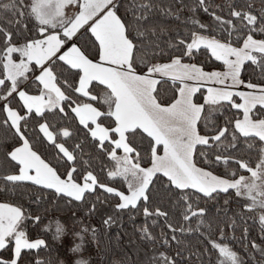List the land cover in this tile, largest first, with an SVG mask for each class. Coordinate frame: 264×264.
Wrapping results in <instances>:
<instances>
[{
  "label": "snow or ice",
  "instance_id": "snow-or-ice-1",
  "mask_svg": "<svg viewBox=\"0 0 264 264\" xmlns=\"http://www.w3.org/2000/svg\"><path fill=\"white\" fill-rule=\"evenodd\" d=\"M185 10L191 15L182 18ZM199 11L213 22L203 23ZM157 15L186 25L183 34L177 31L173 39L168 27L155 19ZM257 37H264V0H225L223 6L214 5L213 0L188 4L184 0H0V129L21 142L7 152L8 160L14 162L8 171L0 163V185L14 191L30 183L76 202L102 189L109 194L105 199L118 198L114 212H127L130 221L143 215V223L134 227L151 251L146 264H191L193 258L196 264H213L214 257L215 264H264V38ZM205 53L225 70L205 71L202 64L191 62ZM96 55L98 59L90 58ZM29 73L35 75L38 94L22 88ZM169 81L176 93L170 99L164 95ZM94 82L106 90V111L91 103L100 100L93 94ZM202 89L207 95L198 103L194 97ZM229 107L242 113V118L226 117L222 125L214 123L213 113ZM66 108L90 134L93 147L116 161L107 176L112 181L122 179L127 193L100 183L88 170L90 160H84L83 169L77 166L75 150L60 140L73 133L67 128L55 130V123L46 116L58 112L68 117ZM40 134L57 150L54 163L64 167V161L68 162L66 178L33 150ZM117 150L124 155L118 157ZM197 152L207 169L197 166ZM146 157L150 166L142 167ZM221 164L228 175L214 174ZM241 170L248 175L240 174ZM230 190L244 201L235 216H228L224 208L223 223L216 228L203 219L191 227L193 217L207 214L206 208L198 206L200 200L215 201ZM162 192L175 198L171 209L173 213L181 209L182 222H175L162 202H154ZM96 199L103 202L99 195ZM34 202L39 204L40 197ZM95 210L93 204L88 215ZM246 212L254 215L246 216ZM236 216L243 224L240 236L235 235L240 226ZM28 219L33 218L23 206L0 203V252L11 248V257H0V264H21L24 254L35 250L38 255L40 249L48 248L45 239L26 234L23 224ZM39 220L34 218L35 223ZM249 220L261 243L250 237ZM115 222L112 215L103 220L109 228ZM156 227L159 238L152 231ZM226 228L232 235L226 236ZM63 231L57 222V238ZM83 231H89L87 226ZM91 231L94 236L96 230ZM193 232L203 237L199 241L203 247L188 251L180 236ZM228 241L242 251H235ZM173 244L175 255L170 254ZM82 246L77 244L71 251L79 252ZM35 264L51 261L37 258Z\"/></svg>",
  "mask_w": 264,
  "mask_h": 264
},
{
  "label": "trees",
  "instance_id": "trees-1",
  "mask_svg": "<svg viewBox=\"0 0 264 264\" xmlns=\"http://www.w3.org/2000/svg\"><path fill=\"white\" fill-rule=\"evenodd\" d=\"M189 2L190 0H184L185 4H188ZM213 4L223 6L225 4V0H213ZM177 7H179V5H177ZM256 7L259 8L260 5L257 3ZM190 15L191 13L187 10L181 13L182 18H187ZM198 17L203 23L211 24L213 22L212 18L203 11L198 12ZM155 19L168 27L169 36H171L173 39L175 38L177 31H180V33L183 34V29L186 27V25L175 19L165 20L159 15H157ZM83 31L84 30H82V32ZM88 36H90V33H88ZM168 38L169 37L167 36L163 37L164 40H167ZM201 52L204 53L205 50L201 49ZM90 58L97 59L98 55L90 56ZM185 62H189L187 58ZM191 62L202 64L204 70H222L224 67L222 63L218 61L208 60L206 53L204 55H197ZM28 75L29 80L25 81L23 84V89L28 90L31 94H38L37 89L34 87V74L29 73ZM72 80L73 82L78 81V76L74 74L72 76ZM94 86L96 87L97 91H95L93 94L100 97V100L99 102L92 101L91 103H93V105L99 109L106 111L107 106L103 103V96L106 90L101 85H95V82ZM204 92V89H202L201 93H197L196 97H194V101L202 103ZM164 95L165 98L168 99L176 95L175 90L172 89L170 81L167 85H165ZM234 99H236L238 102L237 97ZM66 111H68V117H64L63 113L58 112L55 115L52 113H46V116L50 123H55V130L67 128L73 133L71 137H61L60 140L61 142L65 143V146L70 151L75 150V154L77 156V166L83 169L85 167L84 160H90V167H88V170L94 171V174L98 176L100 183L117 187L119 190L127 193V185L122 179L117 178L115 181H112L109 180L107 176L108 170L115 168L116 161L110 159L107 155L94 148L93 144L95 142L92 141L90 134H88L87 131L79 124L77 118H75L74 114L71 113L70 110L66 108ZM233 116L234 118H241L242 113H238L237 110L230 109V107L227 109H222L219 112L213 113V122L222 125L226 117ZM40 122H43V120ZM29 124L30 127H32L35 124V121H30ZM199 128L202 132L205 131L203 122L200 123ZM29 135L31 139H34L33 134L30 133ZM81 141H84L81 149H75V145L81 143ZM20 143L21 142L19 141L18 137H13L10 133L0 129V163L3 164L4 171H8L10 165L14 163L8 160L7 152L10 151L13 146H19ZM110 147L111 146H109V148ZM241 147H243V144H241ZM33 150L37 151V154L40 155L46 163H49L50 166L55 167L58 175H61L62 178L66 177L68 162L66 160L64 161V167L54 163L57 150L54 149L53 146L43 138L42 134H40V142L34 143ZM120 154L121 151L117 150V156ZM145 159L147 160V163L142 162V167H147L150 165V160H148L147 157ZM194 159L197 163V166L207 169L208 165L204 163V157L199 155L198 152L194 155ZM253 162H255V158ZM214 174L221 176L228 175L225 172L224 166L222 164L218 167H215ZM240 174L245 176L248 175L247 172L242 170ZM229 178L231 177L229 176ZM78 179L79 182H82V177H79ZM0 187L3 189L0 190L1 203H8L13 206H23V208L26 209V213L33 218L24 221L23 227L26 231V234H28L32 239L43 238L46 240L48 245L47 249H40L38 255L35 250H33L30 255L24 254L21 264H35V260L37 258L45 260L46 262L51 261V264H60L61 257L57 244L58 240L54 236L51 227V222L55 219H75L81 224L83 238H86L92 245L90 246L88 243L89 251L93 249V252L90 254V259L94 264H114V261H120L121 264H146V255H151L148 245L144 244L140 240V234L134 227V225H141L143 223V215H137L134 221H130L127 212L123 214L114 212L113 209L118 201V198L105 199L109 196V194L104 193L102 189L97 188L95 194H89L88 199L83 202H76L70 201V198L67 197L57 198L52 190L40 189L39 187L31 185L30 183L18 185L15 187L14 191L11 190L7 184L0 185ZM98 195L101 196L103 202L97 201L96 197ZM38 196L40 197L39 204L34 202ZM173 199L175 198L169 199L167 195L162 192L159 201H157V198L154 197V202H162L161 206L165 207L174 216L175 222H182L180 218L181 209L177 208L174 213L172 212L171 204ZM226 199L230 201L228 205H225L224 203ZM242 203H244V201H239L232 190H230L229 193H220V196L215 201H205L202 199L199 201L198 206L200 208H206L207 214L202 218L193 217L191 227H196L197 219H203L206 223L211 222L213 228H216L217 223H223V221L220 220V217L224 216V208L228 209V216H235V213L240 211L238 204ZM93 204H95L96 210L92 215H88L87 210L91 208ZM218 207L221 209L219 214L217 213ZM109 215L114 216L116 219V222L110 228L105 226L103 223V220ZM245 215L247 216L254 214L246 212ZM36 216L40 217L38 223L34 222V218ZM235 218L240 225L237 228L235 235L240 236L243 224L240 222V218L238 216ZM248 224L250 226V237L255 239L257 243H261L259 234L253 221L249 220ZM85 226H87L89 231H83ZM161 226H163V221H161ZM185 226L187 227L188 225ZM93 228L96 230L94 236L91 231ZM45 229H47V231H45ZM164 230L166 232L168 231L166 227ZM152 231L157 236V238H159L160 228H153ZM201 231H206V229L201 228ZM225 232L226 236L232 235V232L227 228L225 229ZM215 235H218V232ZM180 239L188 245V251L195 250L197 248L202 249L203 247L199 243L200 240H203V237L200 236L199 233L193 232L190 235H181ZM83 240L85 242V239ZM228 243L230 246L234 247V250L238 253L242 251L241 248L237 245H234L232 241H228ZM181 247H183V245H181ZM159 250L163 251L164 249L161 248ZM176 251L177 247L175 244H173L170 254L175 255ZM72 254L73 257H77L74 252H68L67 256H65L67 260L72 259ZM0 257L10 258L11 248L0 252ZM257 259H259L258 256ZM185 264H188V262L186 261ZM191 264H196L195 258L192 259ZM213 264H215V257L213 258ZM248 264H252V262L249 261Z\"/></svg>",
  "mask_w": 264,
  "mask_h": 264
},
{
  "label": "rangeland",
  "instance_id": "rangeland-1",
  "mask_svg": "<svg viewBox=\"0 0 264 264\" xmlns=\"http://www.w3.org/2000/svg\"><path fill=\"white\" fill-rule=\"evenodd\" d=\"M56 221L59 222L64 229L63 233H61L59 238H57L55 234V224L57 223ZM51 223H52L51 227L53 230V234L58 240L57 244L60 250L61 261H63L64 264H74V262L77 261L81 257L86 258L89 261V264H94L93 261L90 259V254L91 252H93L92 251L93 249L89 251L88 243L90 244V246L92 245L86 238H83L85 239L86 245H85L84 240L83 242L81 241L80 237L83 236L82 226L77 220L75 219H68V220L55 219ZM77 233H79L80 235H77ZM81 243L83 244L81 250L79 252L74 253L75 255H77V257H73V254H72V259L67 260V258L65 257L67 256V253L68 252L72 253L71 249L74 248L77 244H81Z\"/></svg>",
  "mask_w": 264,
  "mask_h": 264
},
{
  "label": "crops",
  "instance_id": "crops-1",
  "mask_svg": "<svg viewBox=\"0 0 264 264\" xmlns=\"http://www.w3.org/2000/svg\"><path fill=\"white\" fill-rule=\"evenodd\" d=\"M83 30V29H82ZM81 30V31H82ZM98 59V58H97ZM94 60H96V59H94ZM193 63V62H192ZM213 70H215V71H224L225 69H224V67H223V69L222 70H217V69H211V70H205V71H213ZM39 73H38V70L36 71V73H35V75H38ZM35 75H34V78H35ZM214 87H215V85H214ZM22 88H23V85H22ZM204 95H207V92H206V90L204 89ZM238 98V97H237ZM238 102H241L240 100H239V98H238ZM95 106V105H94ZM242 118V117H241ZM78 120V119H77ZM118 138V137H117ZM121 151V154L118 156V157H122L123 155H124V153H123V151L122 150H120ZM159 154H163V150H162V146H161V148L159 149ZM150 166V165H149ZM1 203V202H0Z\"/></svg>",
  "mask_w": 264,
  "mask_h": 264
},
{
  "label": "clouds",
  "instance_id": "clouds-1",
  "mask_svg": "<svg viewBox=\"0 0 264 264\" xmlns=\"http://www.w3.org/2000/svg\"><path fill=\"white\" fill-rule=\"evenodd\" d=\"M77 261H80L81 264H89V261L86 258H83V257L79 258ZM77 261H75L74 264H77ZM60 264H64V262L61 261Z\"/></svg>",
  "mask_w": 264,
  "mask_h": 264
}]
</instances>
